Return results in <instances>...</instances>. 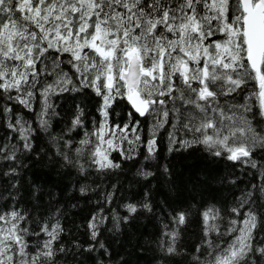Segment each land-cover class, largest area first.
Returning a JSON list of instances; mask_svg holds the SVG:
<instances>
[{
	"label": "trees",
	"instance_id": "trees-1",
	"mask_svg": "<svg viewBox=\"0 0 264 264\" xmlns=\"http://www.w3.org/2000/svg\"><path fill=\"white\" fill-rule=\"evenodd\" d=\"M38 1L28 3L33 7ZM92 1L103 19L118 9L128 10L140 25L161 21L157 35L166 43L172 40L162 22L168 15L185 18L192 11L200 25L218 28L197 6L203 0H139L132 9L120 8L124 0ZM239 1L229 0L231 13ZM22 2L2 0L0 6V36L18 21L36 34L40 52L31 62L34 73L17 87L7 86L0 75V228L4 219L15 220L22 245L21 258L14 250L16 261L214 264L236 243L243 223L252 221L249 245L235 264H264V115L244 38L240 68L231 65L229 71L233 80L239 73L240 83L220 78L229 93L216 90L213 99L221 114L242 115L261 137L245 155L248 162L220 145L185 143L198 140L195 132L209 108V100L200 99L199 84L182 82L184 72L175 63L190 64L183 61L186 56L171 54L167 67L174 69L167 74L174 83L170 78L145 96L151 108L144 119L127 103L122 82L104 116L105 91L82 84L72 55L48 44L37 22L19 11ZM237 11L243 29L241 7ZM1 45L0 38L1 65L25 68ZM105 121L121 139L106 167L97 150V132Z\"/></svg>",
	"mask_w": 264,
	"mask_h": 264
},
{
	"label": "rangeland",
	"instance_id": "rangeland-1",
	"mask_svg": "<svg viewBox=\"0 0 264 264\" xmlns=\"http://www.w3.org/2000/svg\"><path fill=\"white\" fill-rule=\"evenodd\" d=\"M22 1L19 11L23 15L29 14L37 22V27L49 41L48 44L58 49L61 47L63 51L72 55L71 60L76 64L75 68L83 76L82 84L90 83L94 88H102L105 91L104 116L112 96L120 89L119 76L127 66L126 54L129 50L137 48L152 71V76L144 81L140 90L144 98L151 96L159 85L164 87L166 81L170 83L171 77L167 72L168 70L171 72L174 67L170 65L167 67V64L171 54L178 51L186 56L183 61L188 58L190 63H175L184 72L182 82L199 84L200 99L205 102L209 100L207 102L209 108H205V115L203 114L206 121L200 125L199 132H195L198 133L196 136L198 140L185 143L204 142L220 145L232 157L237 152L247 154L261 143V137L242 115L234 112V109H230L229 112L233 111L232 113L221 114L222 111H218L217 103L215 104L213 99L214 91L227 90H223L221 79L235 86L240 83V79H235L240 78L239 73L236 75L233 73L234 80L229 75L231 65L239 70L244 54V49L240 45L241 38H244V30L240 27L238 3L232 13L230 12L232 4L229 5V0H203L201 3H196L197 6H203V14H208L213 19L215 26H218L217 32L214 31V27L209 30L207 24L200 25L192 11L188 12L185 18L168 15L162 22L167 24L166 28L169 29L172 40L166 43L157 35V22L161 21L151 23L144 20V25H140L128 15V10L123 12L116 9L114 14L103 19L96 15L92 0H39L33 7L28 3L29 0ZM137 2L139 0H124L120 8L127 6V9H132ZM258 2L264 4V0ZM217 35L224 36L225 41L219 40ZM0 38L4 53L10 58L21 61L25 66L19 70L12 63L0 64V75L5 84L7 86L14 84L12 86L17 87V84L25 82L35 71L31 62L34 56L40 53L36 48V34L30 28L15 21L3 28ZM64 80L59 79V83L64 84L66 82ZM180 82L179 78L178 83ZM173 83L171 78V84ZM257 83L260 88L256 99L264 115V62L261 74L257 75ZM59 88L60 85L53 90ZM145 99L151 101L150 98ZM155 111L158 110L152 113ZM162 126L163 124L160 127ZM118 136L117 131L110 129L107 121L98 130L97 150L100 165L105 167L110 165V153L121 147V139ZM243 162L248 160L244 158ZM252 230V221L243 223L236 243H233L229 251L214 264L238 262L249 245ZM14 250H17L21 258L22 245L16 235L15 220L7 218L3 220L0 228V264L22 263V259L16 261L14 258Z\"/></svg>",
	"mask_w": 264,
	"mask_h": 264
},
{
	"label": "water",
	"instance_id": "water-1",
	"mask_svg": "<svg viewBox=\"0 0 264 264\" xmlns=\"http://www.w3.org/2000/svg\"><path fill=\"white\" fill-rule=\"evenodd\" d=\"M2 0H0L1 6ZM244 14V38L247 48V63L256 74H261L264 62V5L254 0H241ZM127 66L120 72V81L125 87V97L133 112L144 119L150 112V102L145 100L140 92L142 83L151 76V71L145 67L138 49L134 48L126 54ZM246 154L237 152L234 159Z\"/></svg>",
	"mask_w": 264,
	"mask_h": 264
},
{
	"label": "flooded vegetation",
	"instance_id": "flooded-vegetation-1",
	"mask_svg": "<svg viewBox=\"0 0 264 264\" xmlns=\"http://www.w3.org/2000/svg\"><path fill=\"white\" fill-rule=\"evenodd\" d=\"M258 1L259 0H254V3H258ZM240 6L239 7H241V3H240V1H239V3H238ZM148 67V66H147ZM150 69V68H149ZM151 70V69H150Z\"/></svg>",
	"mask_w": 264,
	"mask_h": 264
},
{
	"label": "bare ground",
	"instance_id": "bare-ground-1",
	"mask_svg": "<svg viewBox=\"0 0 264 264\" xmlns=\"http://www.w3.org/2000/svg\"><path fill=\"white\" fill-rule=\"evenodd\" d=\"M217 26H215V28H216Z\"/></svg>",
	"mask_w": 264,
	"mask_h": 264
}]
</instances>
